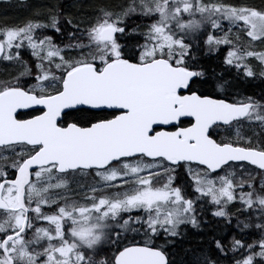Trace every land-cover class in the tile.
Instances as JSON below:
<instances>
[{"label":"snow or ice","instance_id":"obj_1","mask_svg":"<svg viewBox=\"0 0 264 264\" xmlns=\"http://www.w3.org/2000/svg\"><path fill=\"white\" fill-rule=\"evenodd\" d=\"M259 48L264 0H55L5 20L0 264H177L188 226L203 239L181 264H264V103L220 95L200 59L264 77Z\"/></svg>","mask_w":264,"mask_h":264},{"label":"trees","instance_id":"obj_2","mask_svg":"<svg viewBox=\"0 0 264 264\" xmlns=\"http://www.w3.org/2000/svg\"><path fill=\"white\" fill-rule=\"evenodd\" d=\"M52 3L55 0L44 1H29L24 4H17L12 6L0 7V25L5 20L11 22H23L29 15L31 7L36 3ZM64 3H73L74 0H62ZM123 0H88V3L93 5H111L113 3H121ZM231 2H243L249 4L261 3V0H231ZM136 21L134 20L133 23ZM132 43L134 41L131 38L128 41ZM201 63L209 78L216 80L217 82H227L225 84V92L219 93L220 95H226L231 101H242L248 97H252L255 100L264 103V77L245 78L242 74L238 73L235 69L230 68L223 64L222 55L216 57L201 56ZM14 71L13 68L7 66L6 63H0V79L6 78L9 72ZM256 132L260 129L255 127ZM242 131L251 133L253 129L245 126ZM210 208V206H208ZM207 214V210H206ZM184 231V235L181 238H177L174 246L170 247V257L176 260L177 264H181L185 258L186 249H191L197 245V241L203 239V235L197 232L196 229L188 226ZM253 238H255L253 236Z\"/></svg>","mask_w":264,"mask_h":264},{"label":"flooded vegetation","instance_id":"obj_3","mask_svg":"<svg viewBox=\"0 0 264 264\" xmlns=\"http://www.w3.org/2000/svg\"><path fill=\"white\" fill-rule=\"evenodd\" d=\"M30 0H10V3H4L3 2V0L2 1H0V7L1 6H12V5H19V4H24V3H26V2H29ZM31 1H33V0H31ZM30 1V2H31ZM35 1H41V0H35Z\"/></svg>","mask_w":264,"mask_h":264},{"label":"rangeland","instance_id":"obj_4","mask_svg":"<svg viewBox=\"0 0 264 264\" xmlns=\"http://www.w3.org/2000/svg\"><path fill=\"white\" fill-rule=\"evenodd\" d=\"M0 1H2V0H0ZM19 1V0H18ZM31 1V0H30ZM41 1H44V0H41ZM43 3V2H42ZM240 3H243V2H240ZM249 4V3H248ZM260 4L261 3H255V4H253V5H256V6H260ZM258 50H264V48H259ZM252 63H253V66H254V68H256V70H257V72H259L260 71V67H259V62L258 61H255V60H253L252 61ZM256 77H260L259 75H257ZM186 229V228H185ZM184 229V230H185Z\"/></svg>","mask_w":264,"mask_h":264}]
</instances>
